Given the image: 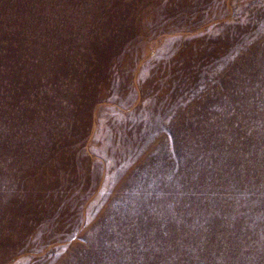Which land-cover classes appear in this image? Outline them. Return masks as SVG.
<instances>
[{"label": "rangeland", "instance_id": "374dc122", "mask_svg": "<svg viewBox=\"0 0 264 264\" xmlns=\"http://www.w3.org/2000/svg\"><path fill=\"white\" fill-rule=\"evenodd\" d=\"M0 264H264V0H0Z\"/></svg>", "mask_w": 264, "mask_h": 264}]
</instances>
